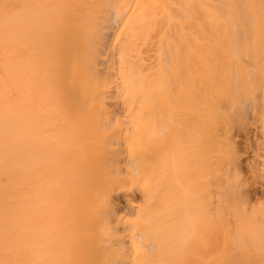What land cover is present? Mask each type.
<instances>
[{"label":"bare ground","instance_id":"obj_1","mask_svg":"<svg viewBox=\"0 0 264 264\" xmlns=\"http://www.w3.org/2000/svg\"><path fill=\"white\" fill-rule=\"evenodd\" d=\"M254 191L264 0H0V264H264Z\"/></svg>","mask_w":264,"mask_h":264},{"label":"rangeland","instance_id":"obj_2","mask_svg":"<svg viewBox=\"0 0 264 264\" xmlns=\"http://www.w3.org/2000/svg\"><path fill=\"white\" fill-rule=\"evenodd\" d=\"M252 197H253V200L254 202L260 204V205H263L264 203V193L262 194V192L260 191H254L252 193Z\"/></svg>","mask_w":264,"mask_h":264},{"label":"snow or ice","instance_id":"obj_3","mask_svg":"<svg viewBox=\"0 0 264 264\" xmlns=\"http://www.w3.org/2000/svg\"><path fill=\"white\" fill-rule=\"evenodd\" d=\"M5 9H7L8 7H10L9 5H4Z\"/></svg>","mask_w":264,"mask_h":264}]
</instances>
